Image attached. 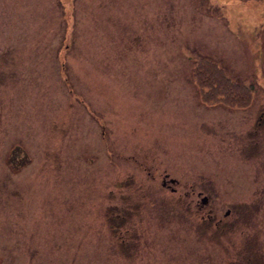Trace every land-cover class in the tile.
Masks as SVG:
<instances>
[{
	"label": "rangeland",
	"instance_id": "1",
	"mask_svg": "<svg viewBox=\"0 0 264 264\" xmlns=\"http://www.w3.org/2000/svg\"><path fill=\"white\" fill-rule=\"evenodd\" d=\"M196 55L254 82L256 106L204 107ZM0 69V264H264L260 120L242 139L264 108V0H0ZM198 188L260 207L242 232L192 231L174 203ZM119 198L140 207L113 236L99 211Z\"/></svg>",
	"mask_w": 264,
	"mask_h": 264
},
{
	"label": "flooded vegetation",
	"instance_id": "2",
	"mask_svg": "<svg viewBox=\"0 0 264 264\" xmlns=\"http://www.w3.org/2000/svg\"><path fill=\"white\" fill-rule=\"evenodd\" d=\"M262 114L264 115V112H262ZM156 167L157 165H154V168ZM200 176L206 177L204 175H200ZM171 180H173V181L169 180L171 183H178V180L175 178ZM210 181L212 182V185ZM207 182L208 183L206 188L211 189L214 187L212 179H209V181ZM163 186H166V182L162 184V188ZM175 190L176 188L172 189V191ZM191 193L192 194L194 193L195 195H193V197L191 198H185L184 199L185 202L184 201L181 202L182 200L179 199L174 203V205L176 207H183L184 205L188 206L186 208H182L184 209L183 214L181 216L183 218V221L186 224L187 223L189 224L190 229L192 231L199 230L200 232H202L203 230H205L208 234L217 233L219 235L220 233H222L221 236H223L225 233L233 232L237 228H241L238 231L242 232V229L248 228L246 223L247 222L249 223V221L251 220V218H247V216L251 217L252 214L251 206L252 205L256 206L258 204L257 199H255L249 203H233V204L227 203L223 206H220L219 209H216L215 201L217 199V203H218V196H213L211 195L210 192L208 193L200 188L194 190V192ZM212 197H214V199H212ZM146 202H147V207L151 206V204L154 203L148 200ZM142 203L145 202H141L140 205ZM137 204L138 201L132 202L130 198L127 199L119 198L118 201L105 205L103 209L99 211V214L104 216L107 232L111 233L113 236H117L118 235L117 231H120L121 229L113 227L110 224L116 223L115 226H119V225L125 226L128 223L129 219L133 218L132 215L134 213L136 215L138 214L137 211L140 206L137 207V211H136ZM123 220L126 221L125 224H122ZM129 223H132V220H130ZM178 223L180 222H177V224ZM147 224L152 225L151 220L148 221ZM137 225L138 227L140 226L136 221H134L131 224V227H126L124 229L125 235L129 236V238H127L126 241L122 240V243H120L115 240L113 243H108V244L110 246L112 244V246H114V249L116 250L118 249L115 247L116 245H119V247L130 246V243L134 242L133 239H135L134 236H131L130 231H132L133 229L138 231L139 228L137 227ZM248 255H250V253ZM255 259L256 257L251 254L247 258L246 264H257L258 261H255Z\"/></svg>",
	"mask_w": 264,
	"mask_h": 264
},
{
	"label": "trees",
	"instance_id": "3",
	"mask_svg": "<svg viewBox=\"0 0 264 264\" xmlns=\"http://www.w3.org/2000/svg\"><path fill=\"white\" fill-rule=\"evenodd\" d=\"M194 77L200 86V95L205 102H223L241 108L249 99L245 86L228 80L217 67L206 61L195 63ZM242 102V103H241ZM264 122V118L260 123Z\"/></svg>",
	"mask_w": 264,
	"mask_h": 264
}]
</instances>
